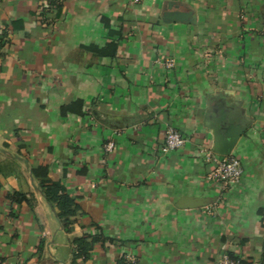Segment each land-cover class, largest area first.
I'll return each instance as SVG.
<instances>
[{
    "label": "crops",
    "instance_id": "1",
    "mask_svg": "<svg viewBox=\"0 0 264 264\" xmlns=\"http://www.w3.org/2000/svg\"><path fill=\"white\" fill-rule=\"evenodd\" d=\"M110 42L112 57L84 49ZM76 100L84 115L62 117ZM229 124L244 129L231 153L243 173L222 190L207 154L220 155L210 126ZM169 126L185 144L163 154ZM38 165L78 205L69 232L30 177ZM93 237L105 240L76 260L73 240ZM223 253L264 264V0H0V264Z\"/></svg>",
    "mask_w": 264,
    "mask_h": 264
},
{
    "label": "trees",
    "instance_id": "2",
    "mask_svg": "<svg viewBox=\"0 0 264 264\" xmlns=\"http://www.w3.org/2000/svg\"><path fill=\"white\" fill-rule=\"evenodd\" d=\"M113 34L112 31L109 32ZM117 43L110 42L107 43L103 48H98L97 46L90 45L84 47L85 50L91 51L101 56H114L117 51ZM85 104L81 100H76L68 105H64L60 108V114L62 117H65L67 114H77L79 116L84 115ZM22 148V146H20ZM31 175L34 180L38 183L40 192L42 193L46 202L55 210L56 217L60 224L63 227L65 232L72 230L74 226V221L72 218L76 215L78 211V205L75 199L68 195L65 187L59 180H53L49 174V168L46 165H38L34 168H31ZM18 202L28 201L23 194H18ZM87 238H81L73 240L75 259H82L86 261L89 259V253L92 250V247L98 241L105 240L100 237L91 238L90 242H86ZM228 257L234 262V264H246L242 263L239 258L234 256L231 253H226Z\"/></svg>",
    "mask_w": 264,
    "mask_h": 264
},
{
    "label": "built area",
    "instance_id": "3",
    "mask_svg": "<svg viewBox=\"0 0 264 264\" xmlns=\"http://www.w3.org/2000/svg\"><path fill=\"white\" fill-rule=\"evenodd\" d=\"M173 62L168 61L167 67H173ZM185 144V138L174 127L169 126L164 134L163 145L160 149L161 153L169 152L182 148ZM113 144L108 143L105 146L106 151H111ZM207 158L213 162V170L208 176V179L219 186L222 190H227L235 185L242 177V168L240 162L232 155H209ZM218 264H234L226 253H223L218 261Z\"/></svg>",
    "mask_w": 264,
    "mask_h": 264
},
{
    "label": "water",
    "instance_id": "4",
    "mask_svg": "<svg viewBox=\"0 0 264 264\" xmlns=\"http://www.w3.org/2000/svg\"><path fill=\"white\" fill-rule=\"evenodd\" d=\"M170 5V3L168 4ZM164 22L172 23V22H183L189 21L193 22V19L190 17L188 13L182 12H167L163 15ZM212 131V136L214 140V151L222 156H229L232 153V150L236 146L240 136L244 132V129L241 128L240 124H229L225 127H217L214 125L210 126ZM27 166V162H25ZM32 179V176H30ZM34 186V184H33ZM35 190L39 191L36 186H34ZM206 202L199 198H183L179 201L176 206L180 209H193L202 207Z\"/></svg>",
    "mask_w": 264,
    "mask_h": 264
}]
</instances>
